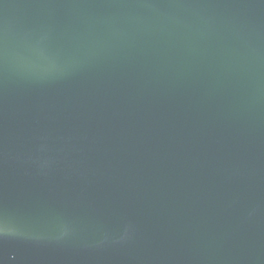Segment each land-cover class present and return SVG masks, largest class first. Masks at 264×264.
Masks as SVG:
<instances>
[{"label": "water", "instance_id": "95a60500", "mask_svg": "<svg viewBox=\"0 0 264 264\" xmlns=\"http://www.w3.org/2000/svg\"><path fill=\"white\" fill-rule=\"evenodd\" d=\"M0 264H264V0H0Z\"/></svg>", "mask_w": 264, "mask_h": 264}]
</instances>
